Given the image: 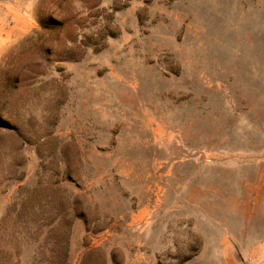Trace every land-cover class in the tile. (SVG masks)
Returning <instances> with one entry per match:
<instances>
[{
    "label": "rangeland",
    "instance_id": "1",
    "mask_svg": "<svg viewBox=\"0 0 264 264\" xmlns=\"http://www.w3.org/2000/svg\"><path fill=\"white\" fill-rule=\"evenodd\" d=\"M64 261L264 264V0H0V264Z\"/></svg>",
    "mask_w": 264,
    "mask_h": 264
},
{
    "label": "trees",
    "instance_id": "2",
    "mask_svg": "<svg viewBox=\"0 0 264 264\" xmlns=\"http://www.w3.org/2000/svg\"><path fill=\"white\" fill-rule=\"evenodd\" d=\"M67 242V241H66ZM63 264H65V261L63 262Z\"/></svg>",
    "mask_w": 264,
    "mask_h": 264
}]
</instances>
